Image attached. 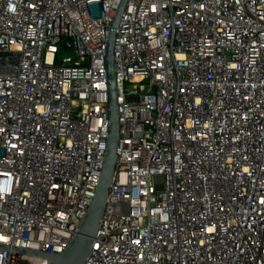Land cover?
Segmentation results:
<instances>
[{
	"label": "built area",
	"instance_id": "2783aa9c",
	"mask_svg": "<svg viewBox=\"0 0 264 264\" xmlns=\"http://www.w3.org/2000/svg\"><path fill=\"white\" fill-rule=\"evenodd\" d=\"M121 3L0 0L17 59L0 65V264H48L14 249L63 252L95 197ZM115 59L119 158L83 264H264V0H127Z\"/></svg>",
	"mask_w": 264,
	"mask_h": 264
},
{
	"label": "water",
	"instance_id": "95a60500",
	"mask_svg": "<svg viewBox=\"0 0 264 264\" xmlns=\"http://www.w3.org/2000/svg\"><path fill=\"white\" fill-rule=\"evenodd\" d=\"M127 0H122L115 20L111 24L106 36V69L108 80V137L107 149L104 158V167L101 179L97 187L95 197L88 208L86 215L78 226L73 238L68 246L60 253H46L34 250L15 248L14 251L25 253L36 257L45 258L48 264H83L92 251L94 239L98 236L103 216L105 213L109 188L112 185L113 176L118 162L119 147V113L118 97L119 90L117 86V61L115 59V40L117 28L119 27L122 14L124 12ZM9 62L13 66L17 65V59H0V65ZM14 73V70L9 72ZM8 73V74H9ZM0 74L2 73L0 71ZM9 247L0 245V250H8Z\"/></svg>",
	"mask_w": 264,
	"mask_h": 264
},
{
	"label": "rangeland",
	"instance_id": "374dc122",
	"mask_svg": "<svg viewBox=\"0 0 264 264\" xmlns=\"http://www.w3.org/2000/svg\"><path fill=\"white\" fill-rule=\"evenodd\" d=\"M162 182V178L161 177H157V183H161Z\"/></svg>",
	"mask_w": 264,
	"mask_h": 264
}]
</instances>
